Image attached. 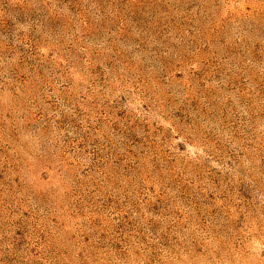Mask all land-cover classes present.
I'll use <instances>...</instances> for the list:
<instances>
[{
    "label": "rangeland",
    "instance_id": "374dc122",
    "mask_svg": "<svg viewBox=\"0 0 264 264\" xmlns=\"http://www.w3.org/2000/svg\"><path fill=\"white\" fill-rule=\"evenodd\" d=\"M0 264H264V0H0Z\"/></svg>",
    "mask_w": 264,
    "mask_h": 264
}]
</instances>
